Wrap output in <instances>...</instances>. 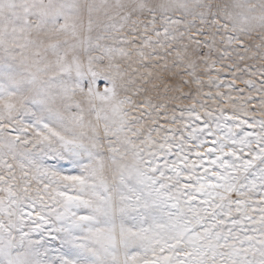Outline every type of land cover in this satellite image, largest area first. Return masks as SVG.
<instances>
[{"label": "snow or ice", "instance_id": "1", "mask_svg": "<svg viewBox=\"0 0 264 264\" xmlns=\"http://www.w3.org/2000/svg\"><path fill=\"white\" fill-rule=\"evenodd\" d=\"M0 264H264V0H0Z\"/></svg>", "mask_w": 264, "mask_h": 264}]
</instances>
